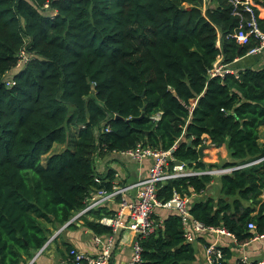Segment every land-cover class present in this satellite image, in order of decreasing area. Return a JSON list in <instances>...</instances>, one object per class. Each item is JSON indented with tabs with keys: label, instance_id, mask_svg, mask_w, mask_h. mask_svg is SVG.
<instances>
[{
	"label": "trees",
	"instance_id": "16d2710c",
	"mask_svg": "<svg viewBox=\"0 0 264 264\" xmlns=\"http://www.w3.org/2000/svg\"><path fill=\"white\" fill-rule=\"evenodd\" d=\"M251 1L264 31V0ZM238 25L229 0H0V264L26 262L48 239L42 222L63 224L92 192L112 187V172L94 179L98 146L177 143V159L204 169L216 165L199 160L207 135L226 144L231 159L223 166L261 159L218 176L219 196L190 211L226 227L239 244L253 237L250 222L264 233V68L234 65L238 75L209 76L219 55L230 63L259 42L252 36L241 44L232 36ZM21 51L31 58L12 72ZM55 144L65 147L54 151ZM212 177L170 179L159 197L192 196L210 184L216 191ZM92 213L98 220L111 214ZM98 220L85 222L110 231ZM141 245L135 264L197 257L178 214ZM223 250L229 261L231 249Z\"/></svg>",
	"mask_w": 264,
	"mask_h": 264
},
{
	"label": "built area",
	"instance_id": "2783aa9c",
	"mask_svg": "<svg viewBox=\"0 0 264 264\" xmlns=\"http://www.w3.org/2000/svg\"><path fill=\"white\" fill-rule=\"evenodd\" d=\"M232 5V14L238 16L239 25L235 32L232 34L240 40L241 44H248L254 36L259 42L251 46L245 55H255L264 51V31L258 25L257 15L255 8L251 0H229ZM48 6V4H46ZM219 45V41L217 42ZM19 61L15 66V69H20L22 65L30 60L31 55L21 51L19 54ZM243 57V56H241ZM237 57L233 62H222V56H218L213 63L212 68L209 70V76L224 77L228 73L238 75V70L234 64L241 58ZM12 83L9 81L8 85ZM196 104L194 101L193 106ZM160 112L153 116L154 120H158ZM105 131L108 128L104 129ZM178 144L175 143L169 149H162L157 146H144L138 144L134 148L112 150L113 155L130 157L138 162H142L146 159L151 160V166L148 174L144 177H139L136 180L121 183L119 180V174L114 173L112 179V187L110 189L101 188L94 194L89 195L85 200V207L77 212L75 216L68 221L73 222L75 218L81 216L85 212L98 208L110 201H117V208L115 216L102 217L100 223L110 227L112 232L117 229L132 230L137 234L134 241L133 254L131 264L141 260L142 245L141 240L152 234L162 222L155 221L153 213L156 208H170L174 209L180 215L183 235L187 242H194L197 233L201 232H213L216 234H227L234 239L235 235L230 232L226 227L206 224L203 221L195 218L191 213L192 196L182 195L179 192H174L173 196L163 201L159 197V190L162 184L166 183L170 179L203 174L208 175H223L231 173L233 170L242 168L249 164L260 161H256L231 166H222L218 168H204V169H189L186 163L177 164L174 156V152L177 149ZM99 149L95 153H98ZM213 183V181H212ZM249 229H255L256 225L253 222L248 224ZM257 237H264V233L257 234ZM112 235H106L105 237L100 234H95L94 240L96 243L103 245V249L98 253H88L79 251L76 248L69 250L71 256V264H109L111 258V244ZM236 240V239H235ZM207 260L210 264H226L228 261L225 258L223 246L213 241L206 246ZM245 264H253L255 261L257 264H264V259L252 260L248 256L243 255L240 259Z\"/></svg>",
	"mask_w": 264,
	"mask_h": 264
},
{
	"label": "crops",
	"instance_id": "0c3cea01",
	"mask_svg": "<svg viewBox=\"0 0 264 264\" xmlns=\"http://www.w3.org/2000/svg\"><path fill=\"white\" fill-rule=\"evenodd\" d=\"M252 63H254V65H252ZM234 65L238 67L250 66L252 68H264V51L255 55H244ZM15 71H17V69L14 68L12 72ZM205 140H208L207 145L209 147H214L213 144L210 145L211 141L207 135H204V141ZM97 149H99V152L94 153V179L98 183L102 182L110 172L118 173L121 183H127L139 177L146 176L150 170V159L138 162L130 157L113 155L100 146H98ZM216 149L217 148H215V150ZM207 151H209V149H203L204 155L208 154ZM203 157L201 159L199 157V160L203 161ZM222 166L223 164L206 168H218ZM187 167L189 169H199L195 163H189ZM214 176L218 175H213V177ZM212 181H214V179H212ZM211 188L212 184H210L207 189L193 191L191 198L192 205L195 204V202L204 201L213 196L214 191ZM95 192H92L91 195ZM99 208H103L104 212H111L110 215L107 216V214H104L103 217H113L116 213L117 201H110L98 208H93L75 218L73 222L68 223L67 221L63 224L57 222H42L46 228L48 239L41 248L32 250L31 256L27 258L26 262L21 264H71V256L69 253L71 247L92 254L98 253L103 249V245L95 242V234H100L104 237L111 234L113 237L110 248L111 258L109 264H131L133 246L137 234L128 229H117L115 232H112L111 229L103 233L94 232L86 225L85 220H98L92 212ZM170 214H178V212L174 209L158 207L154 210L153 218L155 221L163 222ZM101 218L98 220L99 222ZM250 230L254 232V235L249 241L243 244L237 243V240H235L236 238L234 239L227 234H216L213 232L197 233L194 241L197 257L194 264H210L207 260L205 250L206 246L213 241L223 247H229L231 249L232 257L228 261L229 264H236V261L243 255L248 256L252 260L264 259V237H257L255 229Z\"/></svg>",
	"mask_w": 264,
	"mask_h": 264
},
{
	"label": "rangeland",
	"instance_id": "374dc122",
	"mask_svg": "<svg viewBox=\"0 0 264 264\" xmlns=\"http://www.w3.org/2000/svg\"><path fill=\"white\" fill-rule=\"evenodd\" d=\"M252 65H254V63H252ZM207 142H208V140H205L204 143L202 144V145H205V148L209 149V151H207L208 154L204 155L203 161H205L206 163H214L215 162L216 166H218V165L224 164L226 161L231 159L226 144H223L221 146H215L213 144L214 147H209L207 145ZM210 145H212L211 142H210ZM63 148H64V145H55L53 150L54 151H60ZM215 148H217V149L215 150ZM212 178L214 179L215 182H218V180H217V179H219L218 176H214ZM219 185H220V183L218 182V184L215 186L216 191H214V196L216 198L219 196V193L217 191L219 188Z\"/></svg>",
	"mask_w": 264,
	"mask_h": 264
},
{
	"label": "water",
	"instance_id": "95a60500",
	"mask_svg": "<svg viewBox=\"0 0 264 264\" xmlns=\"http://www.w3.org/2000/svg\"><path fill=\"white\" fill-rule=\"evenodd\" d=\"M92 90H94V89H92ZM197 105H198V100H197L195 106H197ZM112 117H113V114H112V113H108L107 119H110V118H112ZM120 117H121V116L118 115V114H115V115H114V118H120ZM204 148H205V145H201V146L198 147V152H199L200 159H201V158L203 157V155H204V153H203V149H204ZM175 163H177V164H182V163L189 164V163H190V160L182 161V160L177 159V160H175Z\"/></svg>",
	"mask_w": 264,
	"mask_h": 264
}]
</instances>
